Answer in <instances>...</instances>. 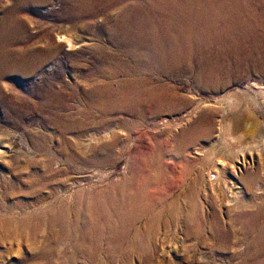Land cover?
Wrapping results in <instances>:
<instances>
[{
  "label": "bare ground",
  "instance_id": "1",
  "mask_svg": "<svg viewBox=\"0 0 264 264\" xmlns=\"http://www.w3.org/2000/svg\"><path fill=\"white\" fill-rule=\"evenodd\" d=\"M5 1L0 0L1 125L26 134L25 121L31 119L35 124L48 125L53 135L50 139L59 142V153L67 162H81L95 171L111 166L118 155L127 157L129 175L116 182L103 173L105 176L100 175L97 183L72 195L71 201L76 206L73 218H53L60 226L56 240L62 244L75 239L73 248L77 257L88 259H92V253L100 249L105 238L116 250L125 243L145 242L152 246L157 223L163 217L174 219L177 214V206L174 210L164 203L157 212L158 205L149 193L159 183L154 173H161L165 166L159 151L148 148L142 139L131 149L129 138L124 143L117 132L121 129L131 132L135 120L144 124L164 113L192 106L186 97L178 96L164 83L163 79L172 74L194 76L196 89L209 93L231 87L246 76L264 79V0H8L7 4ZM56 5H59L57 12L52 9ZM45 8L51 13L49 18L41 13ZM31 15L38 22L51 23L36 22L34 28ZM31 30L36 32L32 34ZM68 69L76 76L73 83L67 81ZM248 93L239 91L238 104L231 105L229 110L242 109L241 113L231 116L227 112L223 116L218 141L210 149L194 151L213 158L208 178L215 183L211 191L204 189L207 197L244 216L227 219L243 225L244 239L235 246L241 243L238 247L246 249L237 264H264V112L253 104L254 100L248 102ZM253 94L251 99H264L263 91ZM234 96L228 99L237 98ZM248 107L259 115L256 125L237 123ZM198 112L200 116L177 138L183 154L214 133L216 113L198 105L189 116ZM240 133H253L255 137L252 142L242 144L237 139ZM41 135L32 131L29 134L35 154L47 150L48 137ZM72 135L76 141L80 136L88 138L90 144L83 145L86 153L74 151L75 146L68 143ZM4 139L0 134V146L8 143ZM7 154L10 152L1 150L0 159L3 161ZM29 159L22 166V173H31ZM228 159L241 161L244 175L239 176ZM50 164L52 160L45 156L39 162L45 173L51 169ZM30 173L25 181L34 187L39 176ZM200 183L198 180L196 184ZM12 190L11 187L12 193L8 192L6 199L16 198ZM68 203L61 202L58 209L62 214ZM14 204L5 207L0 196V247L20 243L26 231L34 228V218L44 214L42 210L25 213L22 203ZM201 213L196 205L188 206L182 218L188 225L187 236L204 233L210 227V235L217 240L212 243L227 245L229 233L223 218H202ZM143 221H146L144 229H136ZM30 242L36 249L35 239ZM48 249L42 250L41 260L51 254ZM76 262L73 257L55 264Z\"/></svg>",
  "mask_w": 264,
  "mask_h": 264
},
{
  "label": "rangeland",
  "instance_id": "2",
  "mask_svg": "<svg viewBox=\"0 0 264 264\" xmlns=\"http://www.w3.org/2000/svg\"><path fill=\"white\" fill-rule=\"evenodd\" d=\"M6 1L8 3V0ZM52 9L57 12L59 10V5L54 6ZM41 13L48 18L51 16V13H48L47 8L43 9ZM30 18L35 22L33 23L34 28L37 27L36 22L39 25H41L42 22L44 25L51 23L49 20L38 22L39 19L33 15H31ZM35 32V30H31L32 34ZM66 51H68V49ZM67 54H71V52H67ZM53 71L54 70H52L51 73H54ZM74 77H76L75 74L71 69H68L66 75L67 81L73 83L72 81ZM163 81L165 84L171 86L178 96L186 97L192 103V106L190 107V105H188L176 113H164L157 120H150V122L144 124H137V121L135 120L133 121V124H136V126L131 127V132H127L121 128V130L117 132V135L120 136L124 143H127V138H129L128 143L130 144L131 149H135L138 144L137 141L142 139L148 148L159 151L160 158L166 167V169L164 167V170H162L161 173H154V176L159 183L154 184L149 193L151 197L153 196L152 199L156 201L158 205L157 212L161 211L162 203H164L174 210L177 206V214L174 219L172 218L169 220L167 218L171 217H163V219L157 223L156 228L152 233V246L145 244V242H135L133 244L125 243L121 248L116 250L110 246L108 239L105 238L102 240L100 249L96 252L93 251L94 253L91 252L92 259H88V257H77L73 248L76 241L75 239H69L62 244L56 240L60 231V226L58 223L53 222V218H73L71 216L73 215L72 213H74L73 210L76 211V206L71 201L72 195H75L79 190H87L92 184L97 183L99 176H102L103 173L105 175L109 174V179L116 182L120 181L122 177L129 175L126 161L127 157L118 155L115 163L109 167H104L105 169L101 168L100 170H97L98 172L94 169L84 167L81 162H67V160L59 153V142L55 139H50V136L53 137V135H50L51 131L48 129L47 123V126H41L38 123L35 124V122L30 119L29 122L25 121L23 126V130L26 129L28 134L1 125L2 123H0V134H2L3 137L5 136L4 141L8 142L5 145L2 144L0 146V151L10 152V157H8L9 155L7 154L3 157V161L0 159V196L5 207H9L11 203L13 205H15L14 203H22L21 207L24 209L25 213L40 212L42 210L44 214H41L40 218H34L32 224L34 228H29L26 231L24 239L20 243H8L0 247V264H49L51 261L55 264L73 257L77 258L76 264L238 263L239 256H241V253L246 249L245 247H238L241 243L235 246L238 242H241V239H244L243 225L239 221L231 223L230 221H227V219L243 218L244 216L240 211L216 202L215 198L207 197L208 194L205 193L204 189L207 188L209 189L208 191H211V187L213 186V183H215V181H211L208 178L209 171L211 172L212 168L210 160H213V158L208 156V158L202 157L194 150L204 148L210 149V145L212 146L218 141L223 116L225 114L227 115V112H231L229 111L231 105L238 104L239 100L237 99H240L241 97L239 91L249 92L248 95H250V98L248 95L246 96L248 102L251 103L255 101L253 104H255L257 108L260 107L262 113L264 112V99H251V97L255 96L253 93H258L260 91L264 92V79L257 78L254 75L251 77L246 76L243 77L242 80L232 84L231 87L225 88L216 93H209L208 90H204V92L198 88L196 89L195 78L192 75L183 73L172 74L171 76L164 78ZM232 96L237 98H234V100L228 99ZM198 105H202L204 110H211L216 113L213 123L214 133L210 139L196 142L186 153L183 154L180 145L177 143V138L182 132L190 127L192 121L200 116L199 112L197 115L193 114L192 117L189 116V114L192 113V110ZM247 109L245 110L248 112L243 114L238 119L237 123L242 125L253 123L256 125L257 119H260L258 117L259 115L256 116L257 114L250 107ZM242 111V109H235L230 114L231 116L237 115L238 112L241 113ZM232 123L234 122L232 121ZM31 131L36 132L39 135H47L48 141H45L47 152L45 151L43 154L34 153V149L29 142V134ZM7 134H9L8 137L6 136ZM255 134L251 133L250 135H247V133H240V136H238L237 139L242 144H248L253 141ZM87 139L88 138L80 136L76 141V137H73L72 135L68 137V143L75 146L74 151L76 153H86V148L85 151H83V145L86 147L87 144H90V142L86 141ZM38 142L43 143L41 140H38ZM119 149L120 148H118V150ZM41 156L42 158L45 156L52 160V164H50L49 167V169H51H48V173H45L43 171L44 168H41L39 165V162L42 159L40 158ZM25 158H30L29 163H32L31 173L35 172L36 175L38 174L37 176L40 177V179L39 177L37 178L34 187H30L27 185L28 183H26L28 180L27 175L30 172H28V174L21 172L22 166L27 162V159ZM185 158L186 161L184 160ZM5 159L7 164H5ZM10 160L13 161L11 162ZM227 162L233 166V169L239 172V176L244 175L241 161L236 162L234 159H228ZM61 170H65L66 173H59ZM104 174L103 176H105ZM97 176L98 178H96ZM90 177H92V180H90ZM198 180L200 182L202 181L199 186L196 184ZM61 184L66 185V187H62L63 185L61 186ZM102 186L104 187L105 184ZM11 187L13 188L12 191L18 196H16L14 200L6 199L7 193H12L9 191ZM238 192L240 193L241 191ZM239 196L241 197L243 195L240 194ZM62 201H65L66 203L69 202V205H66L67 209L64 214L58 209ZM191 205H196L197 208L202 211V218H223V222L229 233V241L227 245H215L217 240H214L210 235V227H207L204 233L194 234L191 237L187 236L186 231L188 225L182 218H184V214L188 211V206ZM153 223L154 222L151 224ZM145 226L146 221H143L136 225V229L143 230ZM36 230L37 232H35ZM134 235L135 230L132 232V236ZM31 239H35V244L37 246L36 249H34L31 244ZM239 239L240 241H238ZM45 248H49L48 250L51 251V254L43 261L39 256ZM163 251H165L166 255ZM152 254L154 257L151 259ZM204 257H206V259H202Z\"/></svg>",
  "mask_w": 264,
  "mask_h": 264
}]
</instances>
